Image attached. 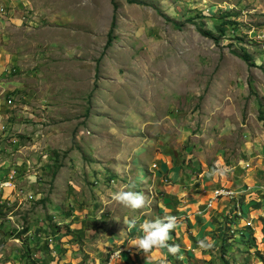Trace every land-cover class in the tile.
<instances>
[{
  "label": "rangeland",
  "instance_id": "obj_1",
  "mask_svg": "<svg viewBox=\"0 0 264 264\" xmlns=\"http://www.w3.org/2000/svg\"><path fill=\"white\" fill-rule=\"evenodd\" d=\"M226 182L236 225L171 264H264V0H0V264H104L112 215L195 220Z\"/></svg>",
  "mask_w": 264,
  "mask_h": 264
},
{
  "label": "crops",
  "instance_id": "obj_2",
  "mask_svg": "<svg viewBox=\"0 0 264 264\" xmlns=\"http://www.w3.org/2000/svg\"><path fill=\"white\" fill-rule=\"evenodd\" d=\"M166 165H169V158H165L164 160V164L163 167L161 168L158 167L156 170H164L165 171V167H167ZM166 172V171H165ZM159 174V173H157ZM174 174V173H172ZM177 176V175H175ZM158 176H156L157 178ZM227 186H223V187H229L228 185H230L228 182H226ZM248 186H258V185H252V184H248ZM232 188V187H231ZM246 188V186H245ZM245 188L242 189H237L239 191V194L244 193L246 190ZM171 189V185L165 186V190H170ZM183 195L185 197L188 198L186 200V203L189 204L186 206V211H196L195 212V217L197 216V218H192V215L189 214L188 216V220L183 219V220H177L176 221V226L175 228L170 232V239L168 240V244L170 245H178L179 246V251L176 252V254L178 253H190L191 250L195 249V245H193V243L191 242L190 239H192L194 241L197 240L198 242H200L199 238H202V235H205L206 232H211L212 228H214V225L211 223V216L215 215L216 212L218 213H222V209H214L212 210L213 213L210 214L209 212L206 213L203 216L200 217V215H198V209L199 206L204 202V200H207L205 197H203V199H193L192 196L190 194L187 193H183ZM205 198V199H204ZM258 198V197H257ZM200 203V205H199ZM160 207L164 208V212L160 213H167L170 214L168 210H170L168 207H164V205H161ZM161 209V208H160ZM114 217V219H113ZM127 215H122V216H113L112 215V219L114 222L116 223H124L125 218H127ZM157 217H164L163 215H155L154 217H149V215L147 216H143V214L140 215V217L135 218L137 219V221L139 220L141 223L144 220H155ZM134 217L131 216V218L128 219H133ZM200 218L201 221H197V219ZM106 220V216L105 218H103V221L105 222ZM139 222V224H140ZM212 224V225H211ZM138 229H139V225L136 229H132L131 231L127 230L126 226L121 227L119 233H118V237L117 234L114 236V239L111 241H114L113 243L116 245V249L113 251V253H111L110 258L106 259L104 261V264H107L109 261L112 260L114 261L112 264H171V262L169 261L170 259L172 260L171 256L169 255V251L167 249H153L150 253L145 254L142 251H139L136 247L131 246L129 244V242L134 239L137 234H138ZM198 238V239H196ZM112 245V243H111ZM120 252V255L118 257H114V254ZM72 251L71 249L68 252L67 256H71ZM181 259H183V262L187 263L186 261L187 258H185L183 255L180 256ZM169 259V260H168ZM80 263V262H79ZM65 264V263H64ZM66 264H73L71 262H68Z\"/></svg>",
  "mask_w": 264,
  "mask_h": 264
},
{
  "label": "clouds",
  "instance_id": "obj_3",
  "mask_svg": "<svg viewBox=\"0 0 264 264\" xmlns=\"http://www.w3.org/2000/svg\"><path fill=\"white\" fill-rule=\"evenodd\" d=\"M213 175V173H210ZM134 187V185H133ZM112 200L132 211L142 209L147 202V197L139 192L132 190H119L112 195ZM137 219L125 218L124 225L127 230L131 231L137 227ZM176 226V217L166 214L164 217H157L155 220H144L139 224L138 234L129 244L136 247L145 254L150 253L153 249H167L170 253L175 254L179 251L178 245L168 244L170 232ZM200 247H206L204 241L198 242ZM120 254V252H118Z\"/></svg>",
  "mask_w": 264,
  "mask_h": 264
},
{
  "label": "trees",
  "instance_id": "obj_4",
  "mask_svg": "<svg viewBox=\"0 0 264 264\" xmlns=\"http://www.w3.org/2000/svg\"><path fill=\"white\" fill-rule=\"evenodd\" d=\"M117 10H118V6L116 4H114L115 14H114V17H113V22H112L111 29H110V32H109V38H108V42H107L106 47H111V45H112V41H113L112 34L114 33V31L116 29V26H117ZM176 27L178 29L181 28V26H178V25H176ZM202 32H203L204 36L209 37V38L215 40L216 42L219 41V39L216 38L211 32H209V31H202ZM242 59H244V61H246L247 63L251 62V57L249 55L242 56ZM255 207H260V204H257ZM213 218H214V222H215L214 225H216L217 229L220 230L222 233L224 232L225 228L226 229H228V228L231 229V227L233 228V226L236 225V221L232 220V222H231V219H229L228 216H225L224 213H217ZM261 222H263V229H264V217L261 218ZM248 229L252 230L251 228H248ZM224 262H225L224 264H229L228 261H224Z\"/></svg>",
  "mask_w": 264,
  "mask_h": 264
},
{
  "label": "built area",
  "instance_id": "obj_5",
  "mask_svg": "<svg viewBox=\"0 0 264 264\" xmlns=\"http://www.w3.org/2000/svg\"><path fill=\"white\" fill-rule=\"evenodd\" d=\"M11 186H12V181H8V182H5V183L2 184V187H9V188H11ZM251 191H252L251 188L246 189L245 193L243 194V197L246 196V192L247 193H250ZM235 192H236L235 190H233L232 188H229V187H222V188L219 187V188L215 189L213 191V193H212V196H211L210 200H209V198H207V200H209L208 201V204H207V208L208 209H214L215 208V207H213L214 206V204H213V201L214 200H217L219 202L220 201H223V200L234 201V200H236L238 198V196L239 197H242V195H240L238 193L236 194ZM254 200H255V198L252 200V202H250L249 201V198H248L245 203H244V201H242V202L236 201L234 203V205H235V207H244V206H249L250 207L252 205H255V204H252V203H254L253 202ZM203 213H204L203 211L198 212V215L202 216ZM242 213L243 212L239 211V215H242ZM176 220H177V218H176ZM253 226L254 225L252 223L246 222V224H245V227L246 228L255 229V227H253Z\"/></svg>",
  "mask_w": 264,
  "mask_h": 264
}]
</instances>
